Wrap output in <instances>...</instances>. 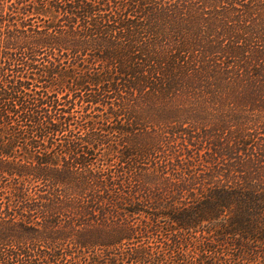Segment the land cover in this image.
<instances>
[{"label": "trees", "instance_id": "obj_1", "mask_svg": "<svg viewBox=\"0 0 264 264\" xmlns=\"http://www.w3.org/2000/svg\"><path fill=\"white\" fill-rule=\"evenodd\" d=\"M263 10L0 0V264H264V180L201 159L230 122L264 139L227 114L264 107Z\"/></svg>", "mask_w": 264, "mask_h": 264}, {"label": "rangeland", "instance_id": "obj_2", "mask_svg": "<svg viewBox=\"0 0 264 264\" xmlns=\"http://www.w3.org/2000/svg\"><path fill=\"white\" fill-rule=\"evenodd\" d=\"M5 11L8 10V8L3 7ZM264 11V10H263ZM264 13V12H263ZM260 25H264V16L262 17L260 21ZM236 93V92H231ZM247 94V102L249 103V106H239V108L233 112L231 115L229 109L224 107L223 110L228 111V119L231 120V117L236 119L240 124H244L246 120L242 119L244 116L243 110H249L252 107L260 109L262 111H259L258 114L255 116L256 119H259L260 121H264V107L261 105V101L259 100L257 103H255L253 100L250 101V94L257 93V92H243ZM244 95V94H243ZM263 101V98L261 99ZM252 104V105H251ZM246 114V113H245ZM255 129V127H254ZM238 128L235 126L233 122L229 123V129L227 130V135L224 136V140L219 141L217 138L213 140L216 142V148H214V144L210 145L208 148V153H205V146L203 147V157L201 159L207 160L208 166L213 167L214 169H211L212 176H209L208 179L212 180L219 184H241L245 186H260L262 185V181L264 180V139L259 136L261 134L262 129L253 130V137H246L244 140L240 141H233L232 135H234L236 132H238ZM243 133H241L242 135ZM240 135V136H241ZM204 138L201 136V141H203ZM219 141V142H218ZM181 147L182 146H178ZM183 152V151H181ZM205 153V154H204ZM185 155V153H183ZM217 159V160H216ZM218 162H224V165L219 164ZM217 164V165H216ZM175 167V166H173ZM226 168V169H225ZM178 170H180L178 168ZM5 206V205H4ZM18 218V216H16ZM37 220V218H34ZM38 221H40V218L38 217ZM106 229L102 230L101 232H105ZM50 243V242H49ZM60 251H54L51 248L45 249H39L34 251V256L36 259H42V258H48L49 254H56ZM63 255V254H62ZM60 257V256H57ZM63 258L64 264H71V260L73 259L71 256H61ZM102 258V257H101ZM80 257H77L76 260H79ZM87 261H91L86 259ZM103 261V259H102ZM107 260V264H108ZM102 264V263H101Z\"/></svg>", "mask_w": 264, "mask_h": 264}]
</instances>
